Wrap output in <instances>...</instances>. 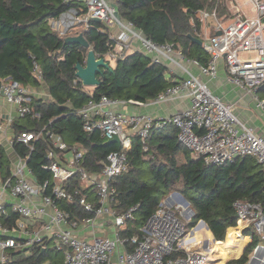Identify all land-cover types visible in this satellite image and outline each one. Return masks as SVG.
Segmentation results:
<instances>
[{
    "label": "built area",
    "instance_id": "built-area-1",
    "mask_svg": "<svg viewBox=\"0 0 264 264\" xmlns=\"http://www.w3.org/2000/svg\"><path fill=\"white\" fill-rule=\"evenodd\" d=\"M94 17L106 29L112 26L119 28L115 35L108 32L112 43L106 57L122 58L134 43H138L140 50L149 56L152 63L162 62L165 65L166 62L185 70L186 75L178 77L148 100L161 102L185 96L188 97L189 104L170 115L155 117L148 113L111 110L108 106L116 99L105 95L97 99L89 97L77 110L83 131H97L104 139L116 135L120 140V149L107 153L97 174L75 166L83 149L64 144L48 128L37 131L19 130L13 135L9 140L11 145L18 141L29 148H32V141L42 134L50 138L53 148L47 152L49 162L42 166L51 172L52 182L49 179L38 182L26 164V156H20L13 165L10 176L0 180V216L15 212L19 217L11 226H4L0 222V264H9V249H22L44 241H49L52 248L62 252L61 264H205L207 254L201 246L192 250L184 242L190 231L186 230L187 224L183 220L186 206L180 203L169 204L167 199H161L155 210L139 226V233L123 238L120 236L121 230L125 228V221L132 218L137 205L117 213L112 205L114 188L111 182L127 170L126 151L132 146V136L136 134L139 137L142 149L146 151L151 131L170 124L176 129L177 140L188 150L201 156L206 163L221 166L238 157L253 156L262 168L263 184L264 136L239 120L231 104L214 94L198 75L183 67L180 59L185 56L173 42L157 43L145 36L130 22L119 17L114 1L82 0V4L69 6L50 18L48 23L51 30L64 38L94 27ZM211 17L214 18L212 33L208 29L201 31L200 25L196 28L191 19L194 33L208 54L206 63L199 64L200 73L214 77L218 63L222 60L230 82L249 92L257 107L264 113V98L258 96L259 86L264 84V0H208L205 7L195 12V18L200 24ZM32 72L38 80H42L41 69L36 62H33ZM77 81L80 79L75 75L73 82ZM0 95L15 105L19 116H39L33 109V92L28 85L11 77L2 78ZM148 100L130 99L127 102L143 104ZM8 121L11 122V119ZM1 126L0 122V128ZM56 150L73 152V159L67 166L55 160ZM74 174L92 185L97 203L78 194L77 190L67 189L64 181ZM7 193L15 197V200L7 202ZM34 196L39 198L38 201L32 200ZM58 199L70 202L75 200L93 215L74 218L69 211L58 206ZM232 205L236 225L241 224L240 233L253 227L264 241V205L258 201L241 199H235ZM103 215L112 217V236L93 234L91 238H86L78 234L80 228L98 226L97 219ZM44 217L47 219L41 221L39 227L26 236H14V231L17 230L26 234L28 224ZM257 248L262 249V254L255 264H264V243H258L253 248V253ZM252 257L253 254L244 264H250Z\"/></svg>",
    "mask_w": 264,
    "mask_h": 264
},
{
    "label": "trees",
    "instance_id": "trees-1",
    "mask_svg": "<svg viewBox=\"0 0 264 264\" xmlns=\"http://www.w3.org/2000/svg\"><path fill=\"white\" fill-rule=\"evenodd\" d=\"M111 1H114L119 17L130 22L145 36L157 43L173 42L185 57L196 60L198 64L206 63L207 53L188 34L197 37L191 19L198 28L195 12L205 7L208 0ZM80 4L82 0H0V81L11 77L24 85H38L41 80L32 72L33 62H36L41 69L42 80L49 88L51 99L32 97L33 109L39 116L22 115L13 124L20 130L48 128L56 137L77 142L83 149L78 166L97 174L107 153L120 149V144H102L105 139L97 131H83L78 108L91 96L95 99L105 95L114 100H148L172 81L166 76L168 69L162 62L152 63L148 55L134 51L115 59L110 69L102 67L96 74L98 84L91 93L84 89L80 81L74 83V66L77 62H84L87 49L77 43H64L63 38L50 29L48 20L69 6ZM93 24L94 27L84 31L83 35L89 47L99 56H104L112 40L103 24L99 21H93ZM12 145L20 156H26V164L38 182L45 179L52 182L51 172L42 166L49 162L47 152L53 148L48 136L40 135L32 141V148L18 141ZM147 145L148 149L144 151L139 139L133 142L126 151L127 170L111 182L114 188L112 205L116 211L122 212L137 205L132 218L125 221L120 236L123 238L139 233V226L155 210L162 197L175 190L188 200L194 211L187 230L199 219H203L215 238V241L212 240L205 225L200 224L187 233L184 242H198L201 249L205 241L211 248L215 244L220 246L210 250V257L205 264H224L227 260L226 264L246 263L248 254L259 243V237L253 235L247 245L249 239L240 234L241 224L236 225L232 203L235 199H241L258 201L264 205L263 172L256 159L246 155L221 166L206 163L201 156L177 140L176 129L171 126L153 129ZM147 153L150 156L144 158ZM10 174L8 157L0 144V180ZM74 175L68 178L70 183L67 189L77 190L78 194L97 203L95 191L91 196ZM57 204L74 218L93 215L75 200L70 202L58 199ZM17 217L18 214L10 212L7 216H0V222L11 226ZM230 226L238 228L241 240L237 243L229 242L232 238V229L228 230ZM246 230L243 235L248 234ZM45 243L33 244L24 249H9V264L40 261L47 251L55 249L47 247ZM260 250L256 249L255 255ZM62 261L61 254L53 264H61Z\"/></svg>",
    "mask_w": 264,
    "mask_h": 264
},
{
    "label": "crops",
    "instance_id": "crops-1",
    "mask_svg": "<svg viewBox=\"0 0 264 264\" xmlns=\"http://www.w3.org/2000/svg\"><path fill=\"white\" fill-rule=\"evenodd\" d=\"M213 23H214V18H212V17L208 18L205 22H201L199 24L201 31L208 29L210 31V33H212L213 32V28H212ZM106 30H107V32L115 35L116 33H118L119 28L117 26H112L111 28L108 27ZM134 51L142 52L139 48L138 43H134L133 47L130 50H128L127 54L132 53ZM105 55H106V53L104 54V57L106 60H108V57H106ZM111 60H113L114 64H115V59H111ZM180 61H181V64L183 65L184 68H186L192 74L198 75L203 81H205L207 83L208 87L210 88V90L214 94L219 95L223 101L231 104L232 110L236 114V116L239 118V120H241L247 126L252 127L256 132H258V133L262 134V136H264V113L257 107L254 98L252 97V95L249 92L243 91L242 89H240L239 87H237L236 85H234L230 82V80L227 76V70H226L225 65H224L222 60H220L218 63L217 74L214 77L202 75L199 71V64L194 59H188L187 57H184V58H181ZM164 63L168 69L166 76L169 77L170 81H174L178 77H183V75H186V72H184L185 70L181 69L180 67L171 65L169 63L167 64L166 62H164ZM114 64H113V66H114ZM110 66L113 67L111 65V63H110ZM28 86L30 88V91L33 92V97L35 99H41V100L51 99V94L49 92V88L43 80H41L38 85H33V86L28 85ZM93 87L94 86H84V89L88 93H91L93 90ZM258 96L261 98H264V84L259 86ZM188 104H189L188 97L176 96L175 98H172L170 100L161 101V102H153L152 100H148L143 104L129 103V102L124 101V100H116V101H113L108 107L114 111H121V112H125V113H148V114H151L152 116H155V117H162V116L170 115V114L174 113L175 111L186 107ZM8 119H11V122H9ZM15 119H19V115L16 111L15 105L7 102L3 98V96L0 95V122L2 123V126L0 128V144H2L3 149H4V151L8 157L10 170H12L13 165L15 164L17 159L20 157V155L15 150L14 146L9 143V140L13 137V135H15L20 130V129H17L15 127V125L13 124V121ZM170 126L174 127L170 124H166L157 130H160L163 128H168ZM57 138L59 140H61L66 145H70V144L73 145L74 144V145L80 147V145L75 141L68 142L67 140L62 139L59 136H57ZM136 139H139V137L136 134H134L132 136L133 142ZM105 140H107V139H105ZM133 142H132V144H133ZM149 154L150 153H147L146 155H144V158H147L148 156H150ZM72 159H73V152L70 150H67V151L56 150V152H55V160H57L62 165L67 166V164ZM77 165H78V162L75 161V166H77ZM92 174H95V173H92ZM73 177H77L79 179V182H80L79 184H81V186L83 188L88 189V191L91 193V196H93L94 189H93L92 185H90V183L87 180H81L77 174L74 175ZM69 181H70V179L66 180L64 182V184L66 186L69 185V183H70ZM79 191H80V189H79ZM172 192H174V191H171L168 194L164 195L162 197V199L163 198L167 199L169 204H174L176 202V203H181L182 205L186 206L182 201L179 200L178 196L176 194H173ZM13 199L15 200V197H13L12 195L7 193V197H6L7 202H11ZM38 199H39L38 197H35V196L32 197V200L34 202L38 201ZM116 210L117 209H115V211ZM116 212H118V211H116ZM188 214H189V212H187V215ZM18 219H19V217H17L15 219L14 224L17 222ZM46 219H47V217H44L42 220L28 224L26 234L20 230L14 231V236H26L32 230H35L36 228H38L41 221L46 220ZM97 223H99V224L96 227L89 226L86 229L80 228L78 230V234H80L81 236L86 237V238H91L93 236V234L103 235V236H112L113 235L114 226L112 223V217L110 215L100 216L97 219ZM200 224H202V223L197 224L193 229H195ZM232 228H233V226H230L228 228V230H230ZM240 234H241V236H247L248 237V239H249L248 243L251 241L250 235H248V234L243 235L242 233H240ZM0 235H2L1 232H0ZM45 244L47 245V247L51 248V245L49 242L46 241ZM188 245H190L191 247H199L200 246L198 244V242L189 243ZM208 247H209V245H208ZM26 248H29V247H26ZM14 249L16 250V248H14ZM22 249H24V248H22ZM209 249H216V248L215 247L214 248L209 247ZM254 260H255V258L252 257V259L250 260V264H254Z\"/></svg>",
    "mask_w": 264,
    "mask_h": 264
},
{
    "label": "water",
    "instance_id": "water-1",
    "mask_svg": "<svg viewBox=\"0 0 264 264\" xmlns=\"http://www.w3.org/2000/svg\"><path fill=\"white\" fill-rule=\"evenodd\" d=\"M94 21H99L98 18L94 17ZM188 36L195 42L201 44V41L199 38L192 36L191 34H188ZM64 43H77L80 46L87 49L85 59L83 63L77 62L75 64V75L79 77L82 85L84 86H96L98 84V79L96 77V74L100 71L102 67L110 69L111 66L109 62L105 59L104 56L97 55L92 48L89 47V43L86 40L83 33H78L76 35H67L63 38ZM110 142H116L120 144V140L118 136L114 135L112 138H109L105 140L102 144H107ZM173 194H176L180 201H182L186 206H188L189 202L188 200L177 191L172 192ZM189 214L187 217L189 218L191 215L194 214V211L191 207L188 206ZM202 223L205 225L207 234L211 237L212 240L215 241V238L213 234L211 233L210 229L208 228L207 224L203 219H199L197 223L190 228L189 231H191L197 224ZM207 241L204 243V247H207ZM225 264V263H224Z\"/></svg>",
    "mask_w": 264,
    "mask_h": 264
},
{
    "label": "rangeland",
    "instance_id": "rangeland-1",
    "mask_svg": "<svg viewBox=\"0 0 264 264\" xmlns=\"http://www.w3.org/2000/svg\"><path fill=\"white\" fill-rule=\"evenodd\" d=\"M229 2H230V0H229ZM221 9V8H220ZM220 11H222V9L220 10ZM108 57V56H107ZM112 58H109L108 57V62H110L111 63V65L113 66V64H114V61L113 60H111ZM109 63V64H110ZM150 155V154H149ZM149 157V156H148ZM173 191H175V190H173ZM181 204V203H180ZM189 207H190V205H188ZM184 210V209H183ZM187 212H189L188 211V207L186 206V209H185V211H184V217H183V220L186 222V230H187V226H188V223H189V221H190V218H188L187 217ZM191 217H192V215H191ZM197 223V222H196ZM195 223V224H196ZM194 224V225H195ZM193 225V226H194ZM192 227V226H191ZM190 227V228H191ZM190 228H189V230H190ZM235 229H237L236 227H233V229H232V232H231V234H232V238L229 240V242L230 243H237L238 241H240L241 239L238 237V233H237V230H235ZM247 231V233H248V235H250L251 236V239H252V236L253 235H255V236H257V237H259L257 234H256V231H255V229L253 228V227H250L249 229H247L246 230ZM230 232V231H229ZM245 232V231H244ZM228 234V231H227V233H226V235ZM225 240H226V236H225ZM229 243V244H230ZM259 243H264V241L262 240V239H260L259 238ZM208 244V243H207ZM249 243H247V245H248ZM246 245V246H247ZM245 246V247H246ZM214 247L215 248H219L220 246L218 245V244H215L214 245ZM245 247H244V249H245ZM243 249V250H244ZM243 250H242V252H243ZM242 252L240 253V255L242 254ZM252 254H253V249L250 251V253L248 254V260H249V258L252 256ZM26 255H28L29 256V253H26ZM61 255V253H59V251L57 252V251H55V249H51L50 251H47V253H45V257H43L40 261H33L32 263H30V264H53V263H55L56 262V260L59 258V256ZM240 255H238L237 257H239ZM237 257H234V258H237ZM234 258H230V259H234ZM229 259V260H230ZM228 261V260H227ZM226 261V262H227ZM226 262H225V264H226Z\"/></svg>",
    "mask_w": 264,
    "mask_h": 264
},
{
    "label": "bare ground",
    "instance_id": "bare-ground-1",
    "mask_svg": "<svg viewBox=\"0 0 264 264\" xmlns=\"http://www.w3.org/2000/svg\"><path fill=\"white\" fill-rule=\"evenodd\" d=\"M237 228V227H236ZM233 229V228H232ZM238 229V228H237ZM236 230V229H235ZM237 233H238V231H237ZM238 235V237H239V234H237ZM199 244V243H198ZM198 247H191V249L193 250V249H197ZM200 248V247H199ZM257 249H259V248H257ZM202 250H204L205 252H206V254H207V257H206V260L210 257V250L211 249H209V247L207 246V247H204ZM256 251V250H255ZM262 254V250H260V252H258V254H256L255 255V252L253 253V256H254V258H255V260H254V264H255V262H256V259L257 258H259L260 257V255ZM206 260H205V262H206Z\"/></svg>",
    "mask_w": 264,
    "mask_h": 264
}]
</instances>
